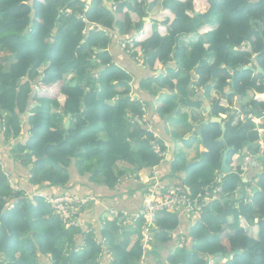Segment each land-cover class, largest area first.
Returning <instances> with one entry per match:
<instances>
[{
	"label": "trees",
	"instance_id": "1",
	"mask_svg": "<svg viewBox=\"0 0 264 264\" xmlns=\"http://www.w3.org/2000/svg\"><path fill=\"white\" fill-rule=\"evenodd\" d=\"M199 1L0 0V264H139L142 258L146 264L157 258L208 264L235 251L216 264H264V135L254 121L264 132V76L256 70H264V0H203L196 9ZM160 8L164 19L156 21ZM119 51L150 69L156 62L165 67L164 75L134 83L152 97L166 92L155 107L159 117L178 106L199 116L226 115L224 132L218 122L200 125L203 151L196 160L175 153L171 173L181 172V179L169 185L201 194V207L192 218L160 213L151 248L141 244L142 219L134 227L135 213L110 212L112 196L140 173L151 174L166 156L154 152V140L165 147L145 123L144 101L132 97L133 75L119 63ZM226 148L232 172L218 178ZM243 149L258 154L261 165L245 179ZM74 177L82 183L71 182ZM41 184L55 191L45 196L91 195L92 207L108 200L98 232L84 227L79 215L75 224L63 222L44 196L33 193L31 186ZM98 186L107 192L103 200L93 191ZM252 186L259 190L246 200ZM241 221L257 225V235Z\"/></svg>",
	"mask_w": 264,
	"mask_h": 264
},
{
	"label": "crops",
	"instance_id": "2",
	"mask_svg": "<svg viewBox=\"0 0 264 264\" xmlns=\"http://www.w3.org/2000/svg\"><path fill=\"white\" fill-rule=\"evenodd\" d=\"M204 33V32H203ZM120 45V40H116V46ZM120 49L123 50V48L120 47ZM119 63L126 67V69L132 73V97L137 99H142L143 107H144V120L145 123L148 125L149 129L153 132H156L160 139L163 142V146L165 147L164 151L166 152V156L163 159V161L160 163V166L157 167L159 169V180L160 182H163L164 184H173V183H179V180L181 179L180 174L181 172H176L174 175L171 173L170 168V162L174 158L175 153L177 152H183L186 154V161H193L196 160L199 157L200 152L203 151L202 145L200 144V136L194 133L195 127L199 124V121L201 118L203 119H209L210 117L207 116V113H202V116H199L198 110L190 109L187 107L178 106L172 115H169L167 117H159L157 113H155V107L156 105L164 100L167 99L165 95L166 92H163L162 90L159 91L158 95L155 97H152L149 95L148 92L144 90L137 89V86L135 81H139L142 78H148L152 75L157 76L159 73L164 75L166 73L165 67L158 62L154 64L153 69H150L146 64H144V61L142 59H139V61H132L129 56L127 55V52L119 51ZM158 72V73H157ZM166 91V90H164ZM201 93V92H200ZM196 93L191 95V92L189 91V96L192 98H196ZM180 97V96H179ZM179 97L174 99V102H177L179 100ZM251 97V93L247 95V97L243 100V102L247 101ZM166 98V99H165ZM198 98H203V93L199 95ZM204 99V98H203ZM203 108L204 111H209L206 107L210 106L208 103H206V100L203 101ZM237 103V101H236ZM235 103V104H236ZM237 108H235L236 110ZM220 119L222 120V116H220ZM254 121L257 124L258 131L264 135V132L262 131V128L260 127V120L258 118H254ZM167 125L171 127L170 133H168ZM264 142V140H263ZM19 176L18 179V185H20V182L23 181L21 178V174L24 173L23 170H19ZM128 175V176H127ZM27 176V175H26ZM78 177V175L76 174ZM126 180L132 179L135 180L132 175L126 174ZM152 173L148 174L146 172L140 173L138 175V180L132 182L130 185L127 184L123 189L121 188L119 192H116L115 195L112 196L113 205L115 206L117 210L115 211H121L124 212L125 215L128 213H136L137 210L141 206L142 202V183H144L145 186H147L150 182V177H152ZM71 182H77L78 184L82 183V181L76 177L72 178ZM128 182V181H125ZM123 182V184L125 183ZM99 187V186H98ZM61 189V188H60ZM67 189L68 187H64L63 190ZM62 190V189H61ZM141 190V191H140ZM42 191L47 195L50 193L55 192L52 188L45 187L42 189ZM96 195H98L101 199L105 198L106 196V190L103 188V190L99 187L98 189L94 190ZM110 196V195H109ZM102 199V200H103ZM108 200L100 201L99 206H87L81 213L79 217V221L82 222V225L84 227L90 226L94 229V231L97 233L98 229H100V226H98L100 222V215L103 212V204L106 205ZM106 202V203H105ZM112 209V210H113ZM113 210V211H114ZM103 219V216L101 220ZM183 219V218H182ZM184 220V219H183ZM96 221V223H95ZM103 223V222H102ZM101 225V224H100ZM95 233V234H96ZM153 245L150 246V248ZM171 246V245H170ZM174 247V246H173ZM170 248V247H169ZM162 250L160 249V252ZM162 258H157V260L154 261L156 264H162L161 260Z\"/></svg>",
	"mask_w": 264,
	"mask_h": 264
},
{
	"label": "built area",
	"instance_id": "3",
	"mask_svg": "<svg viewBox=\"0 0 264 264\" xmlns=\"http://www.w3.org/2000/svg\"><path fill=\"white\" fill-rule=\"evenodd\" d=\"M153 149L154 152L159 153L160 151V155L163 157L166 155V152L164 150L162 151L159 145L156 147L153 146ZM260 166L258 154H254L247 149H243L240 152L239 167L244 179L245 173L250 168L258 169ZM152 175L149 181H147L150 183L145 187L147 191L143 195L142 205L133 215V226H136L139 219L143 220L142 226L140 227V234L141 244L144 248L150 247V243L153 241L152 235L156 229L157 216L160 213L171 212L178 215H185L187 218H192L194 213L197 212L198 206H201V201H199L201 194L198 193L196 196H191L182 186L164 185L159 180V174L156 168L152 170ZM45 198L50 204L53 212L56 215H60L62 221L66 222L68 225L75 224L72 218L80 213H77L78 210H74L75 212H73V208L75 209V207H77V209H79L82 207L81 205L89 203L90 201H95V198L91 195H87L83 198H79L76 195L45 196ZM110 212L115 215L117 214V212L113 210H110ZM179 243L181 246L182 238ZM139 264H146L145 260L142 258Z\"/></svg>",
	"mask_w": 264,
	"mask_h": 264
},
{
	"label": "rangeland",
	"instance_id": "4",
	"mask_svg": "<svg viewBox=\"0 0 264 264\" xmlns=\"http://www.w3.org/2000/svg\"><path fill=\"white\" fill-rule=\"evenodd\" d=\"M83 1H85V2H89L90 0H83ZM203 0H200L199 1V3H198V6H196V9H200V7H201V5L203 4ZM156 14H158V13H154L153 15H154V20H156V21H162L163 19H164V11L160 8V16L159 17H157V15ZM152 15H151V13L149 14V17H151ZM145 27H144V29H149L150 28V23H148V22H146L145 23ZM155 26H156V24H155ZM209 29H211L210 27L209 28H206V29H204V31H202V33H198V34H203V32L205 33V32H207ZM160 30H161V32H163V30H164V28H162V27H160ZM143 31H141V33H142ZM140 33V34H141ZM142 35H143V33H142ZM141 35V36H142ZM140 39V38H139ZM120 43H121V45L124 47L125 45L120 41ZM137 55L139 56V52L137 53ZM135 60L136 61H139L138 60V58H136L135 57ZM235 102V101H234ZM235 103H233V106H234V108H237L238 109V107L236 106L235 107ZM237 111V110H236ZM222 116V118H225L226 117V115H221ZM237 116V115H236ZM65 121V120H64ZM260 122V121H259ZM167 130H168V133H170V132H172L171 131V127L170 126H168L167 125ZM262 133V132H261ZM154 135L156 136V139L157 138H159V135L157 134V133H154ZM152 145L154 146V147H156V146H158L157 145V143L155 142V140H154V142L152 141ZM260 145H261V150H262V152H263V156H264V142L263 141H260ZM203 148V147H202ZM0 166H3V164L0 162ZM261 169V166H260V168H259V170ZM27 170V180H29L31 177H32V174L29 172L28 173V168L26 169ZM9 181V184L12 186V188L13 189H18L17 188V186L12 182V181H10V180H8ZM142 185H143V187H146L145 185H144V183H142ZM32 188H33V193L34 194H39V195H41V196H44L45 197V193L42 191V184L41 185H39L38 187H34V186H31ZM66 190V189H65ZM33 195V194H32ZM30 196V198H32L33 196ZM251 196V193H250V190H249V188H248V190L246 191V193H245V199L247 200L249 197ZM206 200H208L207 198H204V201L206 202ZM94 202V201H93ZM202 202V201H201ZM90 204L89 203H85L84 205H81L82 207H80L79 209H77V207H75V209L73 208V212H75L74 210H78L77 211V213H81L87 206H89ZM90 206H92V205H90ZM200 207L201 206H198V209H200ZM80 213L78 214V215H80ZM115 215V214H114ZM59 217H60V215H58ZM61 218V217H60ZM71 222H73V221H71ZM77 224V223H76ZM241 226H243L244 227V229L247 231V233L248 234H250V235H257V230H258V227H257V225H245V222L244 221H241ZM135 227V226H134ZM180 240H181V237H179V242H180ZM177 243L176 244V248H181V246H180V243ZM153 244H155V243H153ZM151 246V245H150ZM163 248V247H162ZM158 250H160V247L158 248ZM175 249L173 248L172 249V251H174ZM224 261H226V258H224V257H221L217 262L216 261H209L208 262V264H216V263H222V262H224Z\"/></svg>",
	"mask_w": 264,
	"mask_h": 264
},
{
	"label": "water",
	"instance_id": "5",
	"mask_svg": "<svg viewBox=\"0 0 264 264\" xmlns=\"http://www.w3.org/2000/svg\"><path fill=\"white\" fill-rule=\"evenodd\" d=\"M143 19L146 22H150V18L149 17H144ZM256 70H257L258 73H261L264 76V70L262 68L257 67ZM230 82L233 83V80H231ZM206 108L209 110L210 109V106H207ZM258 116L261 117V114H258ZM208 122H218V123H220V127H221L222 132L225 131V122H222L219 117L210 116L209 119L202 120L200 122V124H198L195 127L194 133L197 134V135H199L200 134V125L201 124H207ZM69 123H70V114L67 115V117H66V119L64 121V128L65 129H67L69 127ZM228 149L229 148H226L225 151L223 152V155H222V158H221V162H220L219 173L217 175L218 178H222L223 176L228 175V174H230L232 172L231 167L228 166L227 163H226V155H227ZM258 190H259L258 187L252 186L251 187V191H252L251 194H254ZM239 191L241 192L239 198H242L243 197V192H244V186H241L239 188ZM235 252H237V251H235ZM235 252H229V253H227L226 256H225L226 260L231 257L232 253H235Z\"/></svg>",
	"mask_w": 264,
	"mask_h": 264
}]
</instances>
